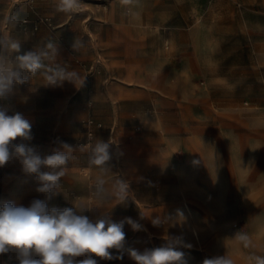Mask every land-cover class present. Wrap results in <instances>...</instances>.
Segmentation results:
<instances>
[{
  "label": "rangeland",
  "instance_id": "obj_1",
  "mask_svg": "<svg viewBox=\"0 0 264 264\" xmlns=\"http://www.w3.org/2000/svg\"><path fill=\"white\" fill-rule=\"evenodd\" d=\"M112 2L87 1L65 12L48 1L0 0V62L10 68L17 55L47 53L40 69L24 70L25 82L0 98L9 115L19 112L32 125L30 141L12 144L41 155L72 148L57 192H38L35 176L18 160L0 167V206L39 199L93 221L130 217L143 227L125 224L126 248L171 243L184 253L183 264L221 256L258 264L264 259V0H120L110 17ZM66 25L83 30L77 41L89 58H54L49 43L74 44L56 35ZM57 69L75 72L82 86L47 85ZM90 116L103 130L91 148H79ZM99 140L110 143L112 156L103 172L89 163ZM99 179L103 191L95 186ZM120 180L128 186L123 203L114 190ZM95 259L135 264L126 251L123 259ZM0 264H18L16 252L0 255Z\"/></svg>",
  "mask_w": 264,
  "mask_h": 264
},
{
  "label": "clouds",
  "instance_id": "obj_2",
  "mask_svg": "<svg viewBox=\"0 0 264 264\" xmlns=\"http://www.w3.org/2000/svg\"><path fill=\"white\" fill-rule=\"evenodd\" d=\"M78 4L79 0H59V10L68 12L78 7ZM10 47L19 52V44L12 43ZM47 47L56 51V46L52 43ZM46 55V52L28 51L17 55L14 67L10 68L0 62V98H5L12 92L14 83L25 82L22 76L24 70L35 72L40 69L42 56ZM77 79L75 72L66 73L63 69H57L47 76V85L57 86L65 80L76 85ZM31 128V123L21 113L9 115L8 109L0 107V167L13 159L18 160L25 174L35 176L38 192H57L72 148L63 145L62 150L41 155L36 148L25 143L12 144L17 138L30 141ZM111 159L110 143L99 140L91 149L89 163L103 172L108 169L107 162ZM42 168H47L48 171H41ZM97 185L98 190L103 191L104 180L99 179ZM114 190L118 199L125 202L128 190L126 182L118 181ZM152 222L154 226L160 224L158 219ZM125 224L130 225L133 231H140L143 227L130 217L116 222L109 216H100L93 221L74 207L49 208L46 201L39 199L33 200L27 207L5 202L0 206V255L14 250L18 264H98L95 257L104 260L123 259L126 251L135 264H183L184 253L176 250L171 243L145 249L143 252L126 248ZM239 239L246 241L247 237L241 235ZM113 249L120 255L114 256L110 251ZM85 254H89L87 258L75 259ZM203 264H232V260L221 256L205 259ZM258 264H264V259L258 258Z\"/></svg>",
  "mask_w": 264,
  "mask_h": 264
},
{
  "label": "crops",
  "instance_id": "obj_3",
  "mask_svg": "<svg viewBox=\"0 0 264 264\" xmlns=\"http://www.w3.org/2000/svg\"><path fill=\"white\" fill-rule=\"evenodd\" d=\"M44 3L46 1H48V3L50 5H58L59 4V0H41ZM83 1V2H82ZM86 2H84V0H79V6L81 5H86L87 1L89 3V5H92V3H96V2H102L104 0H85ZM113 2L110 4L111 5V13H109L110 17H116V4H118V2L120 0H112ZM80 9V8H79ZM81 13H85L86 11L80 10ZM54 16L59 17V15L57 13H54ZM96 15L104 18L106 17V13L102 12V13H97L96 11ZM81 28H77L75 25H66L64 26V28L61 31H58L56 33L57 36L61 35L64 36V40L68 43H74L73 46H66V45H61V44H57L56 46V51H53V55L55 59H59V60H66L69 63H71V59H74V57H78L79 59H87L89 58V54L86 53L82 47H80L81 45H79L77 38H81ZM83 31V30H82ZM99 35H101V31H96ZM90 40L93 42L95 40L94 36L92 34H90ZM84 43L89 44L90 41H88L87 39L84 41ZM94 45V44H93ZM82 81L80 80V76L78 77L77 81H76V85H74L73 83L67 81L66 83H64V87L68 88L69 90L71 89H75V88H79L82 86ZM103 129L97 131L96 135L98 133H100ZM131 145H133L131 143ZM129 155L128 151H124Z\"/></svg>",
  "mask_w": 264,
  "mask_h": 264
},
{
  "label": "built area",
  "instance_id": "obj_4",
  "mask_svg": "<svg viewBox=\"0 0 264 264\" xmlns=\"http://www.w3.org/2000/svg\"><path fill=\"white\" fill-rule=\"evenodd\" d=\"M97 66H101V58L97 59L96 62ZM91 106V105H90ZM84 130H85V138L82 141H79L77 143V146L79 148H91L97 131L101 130L103 128V125L100 121L96 120L94 117L90 116L88 119H86L83 123ZM98 186V185H95Z\"/></svg>",
  "mask_w": 264,
  "mask_h": 264
},
{
  "label": "bare ground",
  "instance_id": "obj_5",
  "mask_svg": "<svg viewBox=\"0 0 264 264\" xmlns=\"http://www.w3.org/2000/svg\"><path fill=\"white\" fill-rule=\"evenodd\" d=\"M188 208V207H187ZM189 210V209H188Z\"/></svg>",
  "mask_w": 264,
  "mask_h": 264
}]
</instances>
